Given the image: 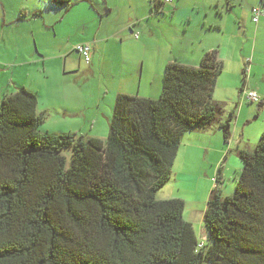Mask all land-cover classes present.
<instances>
[{
    "label": "trees",
    "instance_id": "1",
    "mask_svg": "<svg viewBox=\"0 0 264 264\" xmlns=\"http://www.w3.org/2000/svg\"><path fill=\"white\" fill-rule=\"evenodd\" d=\"M151 4L160 11L164 1ZM222 69L217 50L198 65L168 62L158 98L117 95L105 142L41 130L46 113L38 112L36 93L20 87L6 94L0 264H264V130L253 150L238 151L244 166L234 192L212 190L202 247L183 216L185 201L157 198L183 135L219 117L214 92ZM232 117L219 122L226 139Z\"/></svg>",
    "mask_w": 264,
    "mask_h": 264
},
{
    "label": "crops",
    "instance_id": "2",
    "mask_svg": "<svg viewBox=\"0 0 264 264\" xmlns=\"http://www.w3.org/2000/svg\"><path fill=\"white\" fill-rule=\"evenodd\" d=\"M88 1L90 2L89 8H94L98 12L91 15L92 24L84 30V32L91 30L93 36L71 43L70 35L66 42L51 43L42 37L38 39L34 32L36 28L29 24L25 29L31 33L36 52L43 51L41 55L33 52L24 54L21 53V50H17L12 56L10 50L0 51V101L6 94L13 93L20 87H26L36 93L37 110L46 113L49 121L62 125L74 124L79 121L93 122V125L109 123L119 93L158 97L161 93L163 74L168 62L177 60L185 64L198 65L206 51L217 50L218 58L223 63L217 83L223 80L221 76L224 71L239 73L242 70L247 83L241 89L240 100L242 102L249 101L245 97V91L253 89L261 97V103H258V106L264 104V71L256 70L258 66L256 63L257 43L259 35L264 30V0H163L164 5L160 11L152 9L151 0H141L143 1L141 10L143 13L140 14L139 6H136L135 11L131 12V14L136 13L137 22L134 21V25L130 22H123L121 25H116L113 30L111 28L116 23L111 20V16L118 6H111L109 0ZM98 1L101 5L98 4ZM77 3L79 0L76 3L71 1L69 5L73 7ZM255 5L261 6L262 15L256 22L258 31L257 37L253 38L252 58L245 59V56H241L238 59L236 55V50L240 45L238 42L243 45V40L249 41L251 36L244 32V37L242 32L228 29H235L238 23H244L246 17L251 21L252 8ZM51 6L56 5L51 4ZM80 8L88 10L87 7ZM75 10L79 11L80 9L75 8ZM86 12L88 16L92 14L90 10ZM27 13H30L32 18L42 16V11L38 9L27 11ZM230 18H232L231 22ZM20 19L21 21H19ZM27 20L30 19H22L21 16L19 18L12 16L8 19L5 15L3 24L20 26L23 21ZM83 20V18H79L76 22L78 25L73 28L75 33L78 34L81 27L85 28ZM252 21L254 20L252 19ZM54 29L58 34V28L54 26ZM62 29L70 30L64 27ZM104 30L105 32L102 33ZM129 30L138 32L139 35L134 33V36H129L127 35ZM40 34L44 36L49 33L41 30ZM51 37L53 36L51 35ZM38 43H41V50ZM81 43L91 45L89 62H86L75 49V46ZM103 43L107 44L106 51L119 58V64L113 63L114 67H119V71H115L113 68L110 71L111 76L108 78L109 83L105 85L100 82L87 85L78 84L80 77L90 81V78H97L99 74H102L103 71L96 70L92 50L99 51ZM130 49L132 52L128 53ZM74 52L79 53V56ZM130 55L140 58L139 71H130ZM122 58H124V64H121L123 63L121 62ZM60 59H63V62L59 66L48 67V62ZM83 61L87 64L85 68L81 67ZM245 61L249 65H245ZM252 61L255 63L251 66ZM126 63L129 66H126ZM35 64L39 67L37 71L31 69L15 71L16 68L27 69L29 65ZM244 66L248 68V72L244 71ZM226 85L229 84H223L222 87L225 88ZM215 98L217 97L215 96ZM258 111L254 118L248 116L246 123L257 119ZM240 122L239 115L232 124L233 131L227 140L224 139L218 128L207 127L189 130L183 135L177 151L173 174L175 170L179 171L175 181L182 191L170 193L164 199L182 198L185 201L183 216L193 225L198 241L205 242L207 238L203 217L212 190L218 187L223 194H228L225 190L226 181H229L231 177H237L241 172V165L231 152L232 147L237 150L240 148L239 131H242V137L247 133L246 123L240 124ZM94 133L92 135L95 138L103 137ZM237 150L234 151L237 152Z\"/></svg>",
    "mask_w": 264,
    "mask_h": 264
},
{
    "label": "rangeland",
    "instance_id": "3",
    "mask_svg": "<svg viewBox=\"0 0 264 264\" xmlns=\"http://www.w3.org/2000/svg\"><path fill=\"white\" fill-rule=\"evenodd\" d=\"M72 2H77L78 0H70ZM111 6H118V8H115L116 11L112 14L111 20H113L114 24L111 28V30L116 28V25H121L123 22H130L132 25H134V21L137 22L138 19H136L137 15L136 13L131 14V12H134L136 9V6H139L140 14L143 13L142 7H143V1L141 0H109ZM98 4H100V1H98ZM101 5V4H100ZM80 7H87L88 10L91 11L92 14L88 16L87 12L88 10H85L84 8ZM90 2L88 0H79V3L76 4V6L70 7L68 4L64 5H56L51 6V3L49 0H0V51L1 50H10L11 55H15L17 50H21V53L27 54L28 52H33L37 55H41L43 52L41 50V43L39 44V48L41 52H36L35 43L33 44V39L31 38V33L27 31V28L29 24L34 26L36 29H34V32L37 34V38L40 37L45 38L46 40H49L51 43H63L67 41V38H70L71 35V43L76 42L77 40H85L89 36H93L94 34L92 31L84 32L85 29L92 23L91 15L97 14L96 10L94 8H89ZM69 8V9H68ZM75 8H79L80 10L77 11ZM138 8V7H137ZM34 9H38L42 11V16L39 18H32L30 13H27V11H32ZM130 14V15H129ZM7 16V18H11L12 16H15L16 18H19L21 16L22 19L29 18L30 20L23 21V23L20 26H14V25H4L3 24V18ZM245 15V13H243ZM130 16V17H129ZM64 17V19H63ZM129 17V18H128ZM79 18H83V24L84 29L82 27L79 29L78 34L75 33V30L73 31V28H75L78 24ZM128 18V19H127ZM230 18V22H231ZM21 21V19L19 20ZM135 22V23H136ZM82 25V22H81ZM80 25V26H81ZM54 26L58 28V34L56 33ZM62 27L65 29L70 30H63ZM43 30L45 32H48L49 34L41 35L40 31ZM228 30H234L236 32H242V35H244V32H247L249 34L250 40H243L244 44L241 45V42H238L240 45H238V48L236 50V55L238 56V59L241 58V56H245L246 58H252V48H253V38L257 37V31H258V25L256 22L249 21L248 18H245L244 23H238L237 27L235 29H228ZM130 31V30H129ZM70 32V33H69ZM72 32H74L72 34ZM105 32L102 31V33ZM135 32H128L127 35L134 36ZM138 35L139 33L136 32ZM135 33V34H136ZM57 34V35H56ZM51 35L53 37H51ZM136 36V35H135ZM95 37V36H94ZM245 37V35H244ZM52 47V46H49ZM107 44L103 43L101 45V49L99 51L92 50V55L95 57V66L97 71H103L102 74H99L97 78H90V81H88L86 78L80 77V81L78 84L80 85H87L91 83H103L105 85L106 83H109L108 78L111 76L110 71H112L113 68H115V71H119V67H114V64H119V58L108 51H106ZM134 51V50H133ZM94 52V53H93ZM132 49L129 50L128 53H131ZM79 56V53L74 52ZM53 55V54H49ZM131 59V65H130V71H139L141 67V61L139 57L129 56ZM63 62V59L48 62V67H56L55 65H60ZM121 64H124V58L121 60ZM255 63V61L251 62V66ZM256 63H258L256 70L257 71H264V30L261 32L258 38L257 43V50H256ZM245 65H249L246 61L244 62ZM87 64L83 61L82 62V68H85ZM126 66H129L128 63H126ZM245 68V66H244ZM243 68V69H244ZM251 68V67H250ZM249 68V69H250ZM28 69H31L33 71H37L39 67L35 65H29L27 69L25 68H16L15 71H27ZM11 71V70H10ZM104 74V76H103ZM105 77V78H104ZM221 82L217 83V87L215 89L214 98L217 101L221 103V111L219 117L216 118L211 125H209L210 128H218L223 134L222 128L219 126V122H226L228 117L233 113V117L230 126V134L233 131L232 124H234L235 120L240 115V124L246 123V118L248 116H252L253 118L256 116L257 111L259 112L258 118L253 119L250 123H246V130L247 133L243 135L242 137V131H239L238 137L241 140V143L239 144L240 148L237 150L235 147H232L231 152L232 156L238 159V162L241 165V170L243 169L244 162L239 156L238 151L245 149V150H253L260 140V136L262 133V130H264V104L261 106H258V102H250V101H241L240 100V94L242 92V87L246 85L247 81L244 75V72L241 70V72L237 73L235 71H224L222 74ZM247 77V76H246ZM223 84H229L226 85L225 88H223ZM160 95V94H159ZM159 97V96H158ZM155 97V98H158ZM242 105H244L242 107ZM251 114V115H249ZM220 118V119H219ZM110 123V122H109ZM106 123H98L96 125H93V122L90 123H84V122H77L74 124H56L52 121H49L47 117H45L44 121L39 125V129L41 130H47L53 133H60V132H74L77 135H83L85 138L88 137H95L92 135L94 134H100L103 137L101 138L104 142L108 138L109 133V124ZM262 126V127H261ZM208 127V128H209ZM64 128V129H61ZM73 128V130H72ZM262 128V129H260ZM199 129V128H197ZM261 130V131H260ZM104 132V134H103ZM224 137V134H223ZM225 140H227L224 137ZM225 145V152L227 151L226 143ZM237 150L235 152L234 150ZM63 153L67 157V164H70V158H71V148H66L63 150ZM176 163H173V167L175 168ZM173 167H172V175L168 179L167 182H165L157 191V198L158 199H164L167 196L172 194L173 192H181L182 189H179V185L175 181L178 178L179 171L175 170L173 174ZM239 169V167H238ZM188 170V169H187ZM195 170V169H194ZM189 172L193 173L192 171L188 170ZM240 174V172H239ZM234 178H230L229 181H226V192L228 194L234 192L235 185L237 178L239 176ZM222 192V191H221ZM223 194V192H222ZM226 194V195H228ZM225 195V194H223Z\"/></svg>",
    "mask_w": 264,
    "mask_h": 264
},
{
    "label": "built area",
    "instance_id": "4",
    "mask_svg": "<svg viewBox=\"0 0 264 264\" xmlns=\"http://www.w3.org/2000/svg\"><path fill=\"white\" fill-rule=\"evenodd\" d=\"M172 1V0H169ZM252 14L253 17L252 19L255 22H258L259 17L262 15V8L259 5H255L252 8ZM75 49L83 56V58L85 59L86 62H89L91 59V45L89 43H81L75 46ZM249 63V60H248ZM246 72H248V68H246ZM245 97L252 102H259L261 97L259 96V94L253 90V89H249L245 91ZM203 241H200L198 243V247H202L203 246Z\"/></svg>",
    "mask_w": 264,
    "mask_h": 264
}]
</instances>
